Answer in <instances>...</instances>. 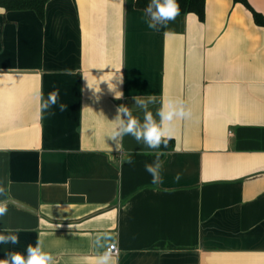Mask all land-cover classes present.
I'll return each mask as SVG.
<instances>
[{
  "label": "crops",
  "instance_id": "1",
  "mask_svg": "<svg viewBox=\"0 0 264 264\" xmlns=\"http://www.w3.org/2000/svg\"><path fill=\"white\" fill-rule=\"evenodd\" d=\"M0 9V229L19 237L0 259L39 239L54 264H95L100 235L118 264H264V26L250 9L206 0L204 20L179 13L162 31L136 0H48L43 18ZM169 97L192 112L172 146L127 135L117 150L118 108L159 121Z\"/></svg>",
  "mask_w": 264,
  "mask_h": 264
},
{
  "label": "clouds",
  "instance_id": "2",
  "mask_svg": "<svg viewBox=\"0 0 264 264\" xmlns=\"http://www.w3.org/2000/svg\"><path fill=\"white\" fill-rule=\"evenodd\" d=\"M0 11H3V9H0ZM145 14L148 18L147 23L149 28L157 29L158 27H163L179 14L178 0H149ZM113 85V88H109L119 98L122 93L116 91V84ZM58 97L59 92L56 91L49 94L47 99H42L40 105L41 111L48 112L57 104ZM134 99L135 103L144 109H147L149 103L155 102L154 96H149L147 99L140 97H135ZM59 109L60 111H64L65 105L61 103ZM157 115L159 116V121L154 119L151 111H145L144 121L141 123L137 117L132 115L128 107L121 105L117 110V115L114 118L115 124L108 138L115 142L117 150L122 147L121 142L123 137L127 135H131L138 143H142L148 149H160L162 144L166 145L167 143L165 138L171 136L174 122L190 118L192 112L191 109L185 106L183 100L169 97L161 101V107L157 111ZM161 155H163L162 152H157L153 163L145 165L146 171L152 176V183L154 185L162 182L160 175L162 167ZM128 162L131 163V158H129ZM7 212L8 188L5 185V181L0 179V222H3V218ZM103 239L104 237L97 235L93 241L96 247L105 249L96 256L95 264H118V256L114 254V250L111 247L105 248V245L102 243ZM18 242L19 237L16 230L8 228L0 229V243L17 244ZM0 264H54V257L44 250L42 242L38 239L35 246L30 244L23 252L13 251L7 253L4 259H0Z\"/></svg>",
  "mask_w": 264,
  "mask_h": 264
},
{
  "label": "trees",
  "instance_id": "3",
  "mask_svg": "<svg viewBox=\"0 0 264 264\" xmlns=\"http://www.w3.org/2000/svg\"><path fill=\"white\" fill-rule=\"evenodd\" d=\"M205 1L206 0H178L179 13H196L200 20L205 19ZM242 2L253 13L254 20L257 24L264 26V16L261 12L255 9L249 2V0H236ZM48 0H0V6L6 10H22L33 9L38 15L43 18L45 8ZM149 0H136V6L142 9H146ZM165 26L158 27V30H164ZM167 141V140H166ZM172 146V141H167L166 145L162 144V148L169 149Z\"/></svg>",
  "mask_w": 264,
  "mask_h": 264
},
{
  "label": "built area",
  "instance_id": "4",
  "mask_svg": "<svg viewBox=\"0 0 264 264\" xmlns=\"http://www.w3.org/2000/svg\"><path fill=\"white\" fill-rule=\"evenodd\" d=\"M108 247H111L114 250V254L118 255L120 250L119 247L116 244H110Z\"/></svg>",
  "mask_w": 264,
  "mask_h": 264
}]
</instances>
